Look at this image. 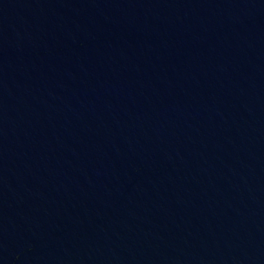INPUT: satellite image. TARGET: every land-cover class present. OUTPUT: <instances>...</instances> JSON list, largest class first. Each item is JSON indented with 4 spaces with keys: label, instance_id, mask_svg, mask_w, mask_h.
<instances>
[{
    "label": "water",
    "instance_id": "95a60500",
    "mask_svg": "<svg viewBox=\"0 0 264 264\" xmlns=\"http://www.w3.org/2000/svg\"><path fill=\"white\" fill-rule=\"evenodd\" d=\"M0 264H264V0H0Z\"/></svg>",
    "mask_w": 264,
    "mask_h": 264
}]
</instances>
